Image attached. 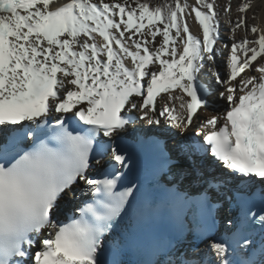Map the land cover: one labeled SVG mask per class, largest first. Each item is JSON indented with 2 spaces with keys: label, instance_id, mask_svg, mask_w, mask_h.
<instances>
[{
  "label": "snow or ice",
  "instance_id": "snow-or-ice-1",
  "mask_svg": "<svg viewBox=\"0 0 264 264\" xmlns=\"http://www.w3.org/2000/svg\"><path fill=\"white\" fill-rule=\"evenodd\" d=\"M253 2L0 0V264H264V25L249 23ZM206 68L218 90L201 83ZM216 91L227 106L205 115ZM138 124L176 141L174 157L149 138L144 206L180 230L132 260L141 244L117 226L141 186L119 190L133 161L118 141ZM74 189L90 200L65 223Z\"/></svg>",
  "mask_w": 264,
  "mask_h": 264
},
{
  "label": "bare ground",
  "instance_id": "bare-ground-1",
  "mask_svg": "<svg viewBox=\"0 0 264 264\" xmlns=\"http://www.w3.org/2000/svg\"><path fill=\"white\" fill-rule=\"evenodd\" d=\"M238 3H240V2H238ZM238 3H237V4H238ZM260 3H261V4L257 5L256 8H258L259 6H262V12H261L260 16H258L259 18H257L254 22H249L250 24H252V23H260L261 25H264V0H261ZM221 5H223V4H221ZM235 7H236V6H235ZM235 7H234V8H235ZM256 8H255L253 11H250V12L248 13L249 17L252 16V14H253L254 11L256 10ZM233 16L235 17V14H234ZM221 24H222V22H221ZM222 27L224 28V31L227 29V26H226L225 24H223ZM193 31H195V27H193ZM226 32H227V31H226ZM224 35H226V33H225ZM239 35L242 36L241 33H240ZM226 36H227V35H226ZM226 36H224V39H225V40H227ZM229 43H230V41H229ZM226 53H227V50H225V54H226ZM222 60H223V59H220V57H217V58H216V64H217V66L223 67V63L221 62ZM215 102H216V104H218V107L220 106L219 108H216L217 110L215 109L216 112H220V110H221L223 107H226V104H225L223 101H221L219 98H217V99L215 100ZM208 113H211V112H209V110H207V112H205V114H208ZM68 200H71V203H75V204H78V203H79V200H78V199H74V198H72L71 195H65L64 198H63V201L61 202L62 205H65L66 202H67ZM171 240H175V239H171ZM168 241H169V240H168ZM168 241H167V242H168ZM167 242H166V243H167ZM166 243H165V244H166ZM187 243L195 244V240H193L192 238H189V237H188V238H187ZM128 258L134 260V259L132 258V256H131L130 253H129V255H128Z\"/></svg>",
  "mask_w": 264,
  "mask_h": 264
},
{
  "label": "rangeland",
  "instance_id": "rangeland-1",
  "mask_svg": "<svg viewBox=\"0 0 264 264\" xmlns=\"http://www.w3.org/2000/svg\"><path fill=\"white\" fill-rule=\"evenodd\" d=\"M260 1L261 0H254L253 7H252V10L251 11H253L256 8L257 5L261 4ZM224 2H225V0H218V3H220V4H223ZM238 2H240V0H232L233 10L235 9L234 7L237 5ZM261 12H262V6H259L258 8H256V10L254 11V13L257 14V18H259L258 16H260ZM234 14L236 15L235 11H233V15ZM224 19H225L224 14L221 11V22H222V25L224 24ZM254 21L255 20H252V19L249 20V22H254ZM226 31H227V29L224 31V33H227ZM241 34L243 35V33H241ZM224 36H226V35H224ZM226 38H227V36H226Z\"/></svg>",
  "mask_w": 264,
  "mask_h": 264
},
{
  "label": "trees",
  "instance_id": "trees-1",
  "mask_svg": "<svg viewBox=\"0 0 264 264\" xmlns=\"http://www.w3.org/2000/svg\"><path fill=\"white\" fill-rule=\"evenodd\" d=\"M154 2H159V0H154Z\"/></svg>",
  "mask_w": 264,
  "mask_h": 264
}]
</instances>
